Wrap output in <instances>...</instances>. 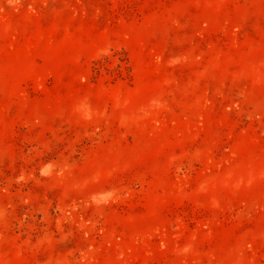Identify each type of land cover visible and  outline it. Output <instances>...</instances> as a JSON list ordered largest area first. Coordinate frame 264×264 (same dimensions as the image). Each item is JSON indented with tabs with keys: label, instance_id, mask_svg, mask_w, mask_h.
<instances>
[{
	"label": "rangeland",
	"instance_id": "rangeland-1",
	"mask_svg": "<svg viewBox=\"0 0 264 264\" xmlns=\"http://www.w3.org/2000/svg\"><path fill=\"white\" fill-rule=\"evenodd\" d=\"M0 264H264V0H0Z\"/></svg>",
	"mask_w": 264,
	"mask_h": 264
}]
</instances>
